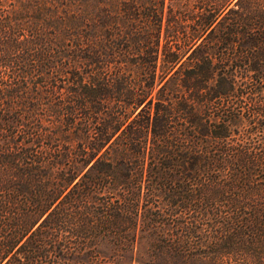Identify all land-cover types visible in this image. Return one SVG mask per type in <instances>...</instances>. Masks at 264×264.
Segmentation results:
<instances>
[{"label": "trees", "instance_id": "obj_1", "mask_svg": "<svg viewBox=\"0 0 264 264\" xmlns=\"http://www.w3.org/2000/svg\"><path fill=\"white\" fill-rule=\"evenodd\" d=\"M0 264H264V0H0Z\"/></svg>", "mask_w": 264, "mask_h": 264}]
</instances>
